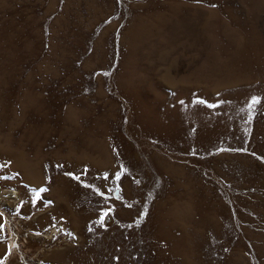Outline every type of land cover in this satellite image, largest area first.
Listing matches in <instances>:
<instances>
[{
  "label": "rangeland",
  "instance_id": "374dc122",
  "mask_svg": "<svg viewBox=\"0 0 264 264\" xmlns=\"http://www.w3.org/2000/svg\"><path fill=\"white\" fill-rule=\"evenodd\" d=\"M0 264H264V0H0Z\"/></svg>",
  "mask_w": 264,
  "mask_h": 264
},
{
  "label": "snow or ice",
  "instance_id": "6c2138e0",
  "mask_svg": "<svg viewBox=\"0 0 264 264\" xmlns=\"http://www.w3.org/2000/svg\"><path fill=\"white\" fill-rule=\"evenodd\" d=\"M215 6V5H213ZM180 103H183V101H181ZM202 103V102H201ZM255 103H258V100L256 97H253L252 98V104H255ZM252 104L249 105V109H250V112H249V117H251V108H252ZM107 179V177H106ZM120 179V174L118 173L115 177H114V180H119ZM87 187V186H86ZM99 195V193H97ZM103 219V215L101 216V220Z\"/></svg>",
  "mask_w": 264,
  "mask_h": 264
},
{
  "label": "bare ground",
  "instance_id": "6f19581e",
  "mask_svg": "<svg viewBox=\"0 0 264 264\" xmlns=\"http://www.w3.org/2000/svg\"><path fill=\"white\" fill-rule=\"evenodd\" d=\"M9 96V95H8ZM6 106V105H5ZM26 108V107H25ZM38 108V107H37ZM6 110V109H5ZM31 111V110H30ZM50 114V113H49ZM45 118H46V116H45ZM22 124V123H21ZM49 125V124H48ZM50 126V125H49ZM46 130H48V129H46ZM61 130V129H60ZM64 130V129H63ZM11 131V130H10ZM59 135V134H58ZM66 138V137H65ZM33 140V139H32ZM25 141V140H24ZM23 141V142H24ZM55 142V141H54ZM77 147V146H76ZM66 151V150H65ZM48 154V153H47ZM13 156V155H12ZM41 156V155H40ZM82 162H83V160H82ZM44 164V163H43ZM39 166V165H38ZM56 168V167H55ZM101 169V168H100ZM4 170V169H3ZM103 170V169H102ZM43 174V173H42ZM97 175V174H96ZM111 176V175H110ZM2 177V176H1ZM24 177V176H23ZM118 184V183H117ZM110 186V185H109ZM69 201V200H68ZM71 204V203H70ZM65 205V204H64ZM67 207H65V209H66ZM29 214V213H28ZM65 214V213H64ZM62 217V216H61ZM62 220V219H61ZM92 226V225H91ZM96 227V226H95ZM60 228V227H59ZM97 228V227H96ZM85 229V228H84ZM87 231V230H86ZM106 233V232H105ZM76 236V235H75ZM71 237V236H70ZM82 237V236H81ZM94 240V239H93ZM98 240V239H97ZM117 247V246H116ZM115 247V248H116ZM114 249V248H113ZM119 251V250H118ZM58 254V253H57Z\"/></svg>",
  "mask_w": 264,
  "mask_h": 264
}]
</instances>
